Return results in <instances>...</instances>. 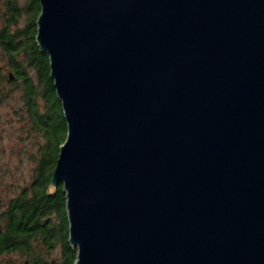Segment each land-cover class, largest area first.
<instances>
[{"label": "water", "instance_id": "obj_1", "mask_svg": "<svg viewBox=\"0 0 264 264\" xmlns=\"http://www.w3.org/2000/svg\"><path fill=\"white\" fill-rule=\"evenodd\" d=\"M74 264H264V0H39Z\"/></svg>", "mask_w": 264, "mask_h": 264}, {"label": "trees", "instance_id": "obj_2", "mask_svg": "<svg viewBox=\"0 0 264 264\" xmlns=\"http://www.w3.org/2000/svg\"><path fill=\"white\" fill-rule=\"evenodd\" d=\"M1 3L0 106L17 93L13 112L31 142L33 166L28 184L0 199V264H74L62 186L54 194L47 192L67 128L48 56L35 42L39 0Z\"/></svg>", "mask_w": 264, "mask_h": 264}, {"label": "rangeland", "instance_id": "obj_3", "mask_svg": "<svg viewBox=\"0 0 264 264\" xmlns=\"http://www.w3.org/2000/svg\"><path fill=\"white\" fill-rule=\"evenodd\" d=\"M17 105L18 95L11 92L0 106V199L2 202L28 184L33 166L28 159L31 142L27 141L21 123L13 112Z\"/></svg>", "mask_w": 264, "mask_h": 264}]
</instances>
